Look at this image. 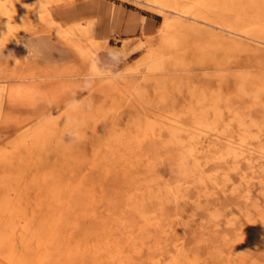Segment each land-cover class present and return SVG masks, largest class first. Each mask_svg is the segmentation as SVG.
<instances>
[{"label":"rangeland","instance_id":"rangeland-1","mask_svg":"<svg viewBox=\"0 0 264 264\" xmlns=\"http://www.w3.org/2000/svg\"><path fill=\"white\" fill-rule=\"evenodd\" d=\"M0 264H264V0H0Z\"/></svg>","mask_w":264,"mask_h":264},{"label":"clouds","instance_id":"clouds-1","mask_svg":"<svg viewBox=\"0 0 264 264\" xmlns=\"http://www.w3.org/2000/svg\"><path fill=\"white\" fill-rule=\"evenodd\" d=\"M79 140V135L78 134H69L68 137H67V141L69 144H72V143H75V142H78Z\"/></svg>","mask_w":264,"mask_h":264}]
</instances>
